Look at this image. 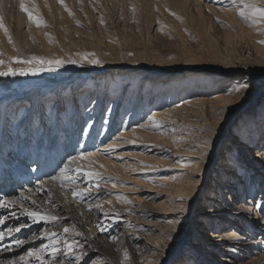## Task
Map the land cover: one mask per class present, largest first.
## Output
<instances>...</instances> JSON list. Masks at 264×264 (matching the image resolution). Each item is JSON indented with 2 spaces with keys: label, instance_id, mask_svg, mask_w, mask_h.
Masks as SVG:
<instances>
[{
  "label": "rangeland",
  "instance_id": "1",
  "mask_svg": "<svg viewBox=\"0 0 264 264\" xmlns=\"http://www.w3.org/2000/svg\"><path fill=\"white\" fill-rule=\"evenodd\" d=\"M50 1L51 5L58 8L59 11L52 13L44 7L42 0H24L27 7L32 8L33 5L35 6L38 15L42 17L47 25L37 26L34 22L29 21L27 13L21 11V0H0V18H2L4 27L7 29V34H5L3 28L0 29V37H2L0 39V53H3L0 59L8 61L9 57L15 56L25 59L31 56H39L46 59L60 58L79 61L82 56L77 55L78 53H93L94 56H89L88 59H99L101 63L90 64L87 60H84L82 63H66L60 68H52L51 70L45 65V71L36 72L35 74L28 71L25 75L0 76V123H2L1 127L4 130L3 132L0 130V135L7 134V137L14 135L13 132L16 131V134L23 136H27V134L28 136L30 134L35 135L36 140H41L42 136H49L47 144L49 145L52 142V151L49 150L51 154L48 155V158L50 160L53 158L54 148L57 147L58 150V153L55 154L56 161L52 163L53 166L51 165L49 170L50 174H61L63 172V174L68 173L72 176L67 180L69 184L66 187L68 189L61 188V196L69 200L76 218L75 221L64 218L60 223L54 225L57 231L63 230V232L55 237L59 242L55 245L58 248L57 256L50 259L57 261L53 264H122L125 250L129 254L127 264H178L182 258L190 255H194L190 256L192 264H207L210 260L214 264H223L221 259L232 261L231 264H252L256 256L263 253L262 251L258 254L250 251L247 255L238 251L233 257H225L221 251L209 249L207 254H203L201 249L203 250L204 246L202 247V244L198 241L209 230L219 234L229 228L235 229L234 224L230 226L225 220L219 218L220 214L224 213L221 210L225 205L228 209L250 207L251 210L253 209L251 217L260 216L261 214L254 208L257 206L260 197L264 195V192L260 195L264 186V161L258 156L259 153L261 154L264 151V136L260 144H257V141L249 144L247 142L248 138H245L244 145L233 146L234 142L237 143L235 132L238 128H236V125L240 122L243 112L249 111L264 91V66H261L257 60L247 56L242 43L238 40L239 37H235L234 31L244 32L247 30L244 23L238 21L239 24L235 25V30L233 27L231 28L227 22L233 17L234 12L222 3H215L212 0H186L184 8L185 0H64V4L67 5L73 15H69V12L58 0ZM199 7L204 18L209 21V26L207 23H205V26L201 20ZM9 35L12 38V43L8 41ZM252 35H256V33H252ZM111 63L114 66L107 70L109 68L107 65ZM135 63L149 65L159 70L158 74H161V76L176 77L181 84L185 81L204 77L210 80L209 88L212 85L214 89L218 88V90L213 91L212 88L210 97L213 100L203 107L205 109L202 108L204 111L197 106L184 104L189 94L184 97L179 95L184 90L183 85L177 90V98L174 102L164 100L155 105H153V102L151 106L145 109L142 105H139L138 108L140 109L138 110L136 107V112L132 113L131 107L128 108L130 110H125L126 96L129 95L125 91L129 86L126 85L124 89L118 86L112 93L111 98L110 96H107L106 99L103 97L101 112L96 119L94 113H89L86 107L87 104L94 106L97 96L93 94L89 97V100H86L83 94L84 88L97 89L101 85L107 84L108 79H112V77L103 78L101 76L99 80L98 77L95 78L96 80H92L89 73H87L90 71H85L82 67H93L91 72L100 69L102 72H97L99 75H109L112 72H117L120 76H116V79L124 78L126 75V77L133 78L132 73L127 72L129 67L123 64ZM11 66L27 70L38 65L12 62ZM245 67L252 69L249 77H247ZM223 69L231 72L228 73ZM4 70H7V64L0 65V71ZM136 70H140V68H136ZM161 76H159V79ZM58 77L62 78L58 79ZM54 78H57V81L51 80ZM166 78L168 77H165L163 82L166 81ZM239 82L246 84L248 88L246 87L243 92L239 90L238 96L236 94V97L232 96L231 93L235 89V84ZM218 84L221 85L218 86ZM260 84L263 85L261 88ZM106 88L109 89V86H106ZM60 90H63L64 93L59 97L56 93ZM43 91L44 94L40 96L43 97L42 104L33 103L38 94ZM46 93H49V96H46ZM64 94L66 95L64 96ZM121 96L122 99L125 98L124 101L118 100ZM12 97V100L15 97L20 100L19 103L16 102L12 105V100L8 103V100ZM250 97H253V104H245V107L235 113L227 122V115L230 112H235L234 107L240 102L243 103L249 100ZM132 98L127 99L130 105L134 104V98ZM6 99L7 101H5ZM114 99L115 101H121V103H114L113 105ZM142 99L139 95L137 101L142 104ZM47 100H49V105L51 102H57L56 109L60 111L61 116L57 124H55L53 118L56 115L55 109H50V106H47L48 102H44ZM166 102L169 103V108L166 109L168 113L164 118V132L144 130L142 123L148 118L147 113L154 112L160 104L164 107ZM40 105L43 107L42 110L46 109L44 117L39 116ZM27 106L30 107L28 111L21 108ZM173 106H178V108L170 109ZM111 109L114 112L116 111L118 117L112 115L107 119V113ZM143 111L147 113L141 115ZM67 112L71 114L70 119L65 116V114H68ZM2 117H4V120H1ZM6 120L8 124L5 123ZM225 124L227 129L223 135V140L220 139L217 148L214 150V144L217 140L215 133ZM208 126L213 127V129L210 128L209 130ZM58 127L61 130H68L66 132L69 138V140L67 138V143H60L64 140L63 137L54 138V134L60 131ZM54 128H57V130ZM130 128H133L135 136L140 132L152 131L147 134V139L151 140L150 144H156L155 147L161 146V151H163L162 146H165L167 151L175 155L188 153L190 145L185 143L190 140H186L185 135L188 136L193 132L201 134L197 144L206 145L204 150L206 152H203L205 157L207 156L209 159L208 156L211 152L214 156L212 162L204 170L205 174L202 178L200 177L201 180L198 182L194 193L188 195V197L185 193L184 195L180 193L182 198L173 194L176 185L169 180L171 179L170 174L164 176L165 171L167 173L171 168L170 166L158 165L163 170H158L160 173L154 177L152 176L153 180L149 178V175L154 171L144 168L149 164H140L139 167H135L134 164L139 163L138 159L140 158L148 160L152 164L150 159L155 157L161 162L159 164H175L179 167L185 157H181L179 162L177 158L161 157L156 153L158 149L145 150L144 145L137 142L133 143V147L124 145L123 148H116L117 146L113 144L115 137L120 134L119 138L125 143L128 142L129 138L122 133L126 135L125 131H130ZM223 129L224 127L221 130ZM262 134L264 135V130L259 135ZM70 135L73 137H70ZM86 136L88 137L85 144L84 137ZM20 139V135H17L15 141L19 143ZM54 139L57 144H55ZM232 146L233 149H230L229 147ZM195 147H198V145ZM240 148L242 152L238 157L236 151ZM67 149L69 150L67 151ZM97 151L104 156L111 157L112 162L119 164L123 162L125 165L128 163L131 165L125 167V170H128L123 175L113 172L105 174L102 172L104 166H92L86 160L82 161L80 171L72 170L73 172H70L71 169L64 168L71 161L70 159L80 157L81 154L85 155ZM230 154L239 160L243 159L247 164L251 161L253 165L248 164L246 166L243 161L241 163L242 168L238 172L230 168L223 174L224 179H221L220 184H218L213 176L215 173L220 172L221 169L217 167L226 163L225 159ZM58 155L59 157H57ZM65 159H68V161ZM62 163L65 165L63 166ZM132 167L134 170H131ZM91 171L99 175L89 176L88 173ZM246 171L249 175H253V172L255 175L256 173L259 175L252 178L254 180L253 186L247 185L246 178L248 176ZM220 177L221 174H218L216 180ZM150 179L153 180L152 186L155 188L148 186ZM159 179L162 180L163 184L156 182ZM54 181L57 183V179ZM125 183L126 185H124ZM127 185L132 188L124 192L120 186L127 187ZM218 186H221L223 190L233 187V192H223L221 194L223 199L226 198L224 199L225 205L216 202L219 198L216 195ZM14 188L13 186L12 191L15 190ZM73 191L85 194L81 198V196H73ZM125 199L130 203H126ZM175 204L181 205L179 208L180 218L172 215L173 210L171 208ZM198 211L204 213L203 215L207 218H215L216 216V219L213 218L215 220L214 224L211 225L212 222H210L206 225V228H203L205 226L198 216H194L197 215ZM117 218L122 219V222H118ZM170 224L173 226L172 233L169 232L168 235L165 229ZM186 224L188 227L185 226ZM239 225L237 227L239 231L252 235L249 237V241L262 239L258 231L253 235V232L247 229L248 227L243 226L241 223ZM73 226L81 235H76L72 231L64 232L65 228L71 229ZM184 226L187 228V232L183 243V241L180 242V238L184 235L185 230H182ZM49 230H51V226ZM28 237V233H23L17 239L25 240ZM73 241H76V243L73 244ZM155 241H163V243H160L161 246L163 245L161 253L152 244ZM178 243L179 247L175 249L170 260L162 262L165 251L171 250L172 246ZM69 244L72 245L71 254L65 255L66 245ZM37 247L38 245H35L34 249ZM96 248L97 250L94 251ZM200 251L201 253H199ZM45 259L48 258L45 257Z\"/></svg>",
  "mask_w": 264,
  "mask_h": 264
},
{
  "label": "bare ground",
  "instance_id": "2",
  "mask_svg": "<svg viewBox=\"0 0 264 264\" xmlns=\"http://www.w3.org/2000/svg\"><path fill=\"white\" fill-rule=\"evenodd\" d=\"M212 1L215 3H222V5L226 6L228 9H231L234 12L233 17L230 19V21L227 22L228 25L231 26V28L233 27L235 30V25L239 24L238 21L244 23V26L246 27L247 30L244 32L243 31H241V32L240 31H234L235 37L236 36L239 37L238 40L242 43V46H243L244 51L246 52L247 56L251 57L254 60H257V62H259L261 66H264V43H261V41H264V21H262L258 24H253L250 22V20L244 19L238 14L239 11L243 8L244 3L255 4L258 6H264V0H243V3L241 2V0H237V3H235V4L232 3V0H212ZM186 2L187 1L185 0L183 8L186 6ZM42 3H44V7L47 8L48 10H50L52 13L59 11L58 8L53 7L51 5L50 0H42ZM245 11H246V13H248V10H245ZM215 12H216V9H215ZM199 15L201 16V18H202L201 20L203 21L204 25H205V23H207L209 26V23H208L209 21H207V19L204 18V16L202 15V11H201L200 7H199ZM252 33H256V35H252ZM0 36H1V33H0ZM1 38L2 37H0V39ZM213 43H214V41H213ZM205 44H207V43H205ZM123 65L126 67H129V70L127 72L132 73L131 76L134 78V80H133V78L126 77L127 75L124 78L116 79V76H120L117 72H112L109 75L108 74L99 75V74H97V72H102V70H100V69H95L96 71L94 70V72H91V70H93V67H91V66L82 67V69L84 68L85 71H90L87 73H89L92 80H94L97 77L99 80L101 78V76H103V78L112 77V79H108L107 84L105 83L103 86L101 85L97 89H94L91 87H85L84 88L83 94H84L86 100H89V97L93 94L97 96L96 101L94 103V106L87 104V107H86V109H87V111H89V113H92V112L94 113V115L96 116V119H97V117H99V113L101 112V103L103 101V97H105V99H106L107 96H110V98H111L112 93L114 92L115 88L118 86H120L121 89H124L126 85L129 86L128 89L125 91V93H129V95L131 93L132 96L131 95L126 96L125 110L132 109V113L136 112V107L138 108L139 105H142L145 109L146 107L151 106L153 102H154L153 105L159 104L160 102H162L164 100H167L168 102H174L175 99L177 98V90L180 89L181 87H183V85H184L183 92L182 93L180 92V94L179 93L178 94L182 95L183 97L186 94H189L186 102H184L185 105L197 106L201 110H203V109H205L203 107H205L207 103H209L211 100H213L210 96L212 95L211 91H212V88L214 89V86L212 87V85H211V87L209 88L210 80L205 79L204 77L196 78V79L191 78L192 80H189L188 82L185 81L186 83L184 82L181 84L179 82V80L176 79V77H171L169 75L168 76H166V75L161 76V74H158L159 70H157V69H155L149 65H143L141 63H139V64L138 63L123 64ZM107 66L109 67L107 70H109L112 66H114V64L111 63ZM136 68H140V70H136ZM245 68H246L245 69L246 74L248 75L247 77H249L250 72H252V69L249 67L248 68L245 67ZM223 70L228 72V73L231 72L230 70H226V69H223ZM159 76H161L160 79H159ZM165 77H168V78H166V81L163 82V79ZM61 78L62 77H58V79H61ZM51 80L57 81V78H54ZM167 81L168 82L170 81L168 83L169 85L166 83ZM237 84H243V83L239 82V83H236L235 85H237ZM220 85L218 84V86H220ZM106 86H109V89H107ZM259 86L261 88L263 85L260 84ZM247 88H248V86H247ZM245 89H246V87L241 88L240 90H241V92H243ZM215 90L217 91L218 88H215L213 91H215ZM62 91L63 90H60L58 93H56V95L60 97L61 94L64 93ZM239 93H240V91L237 92L234 89L231 94H232V96L236 97V95L238 96ZM43 94H44V91L39 93L38 96L36 97V99H34L33 103L37 102L40 104L42 101V98H43L40 96H42ZM66 94H67V92H66ZM66 94H64V96ZM47 95L49 96V93H46V96ZM139 95L143 98L142 104H141V102L139 103L137 101L139 98ZM16 97L14 100H12L13 97L10 98L8 100V103L10 102V100H12V105H14L16 102L19 103L20 100H18ZM132 97L134 98V104L130 105L128 100ZM70 98H71V95H70ZM113 98H114V96H113ZM65 99H66V97H65ZM49 100L44 101V102H46V103L48 102L47 106H50V109H53V108L55 109L56 115L53 116V118L55 119V124H57L58 121L61 119L60 111L56 109L57 102H51L49 105ZM118 100L124 101L125 98L122 99V96H121V97H119ZM5 101H7V99ZM67 102H69V101H67ZM252 102H253V97H250L249 100H247L243 103L240 102V104L236 105L234 107L235 112H233V113L230 112L227 115V119H226L227 122H228V120H230L233 117V115L235 113L239 112L242 108H244L245 104L252 103ZM33 103H31V104H33ZM114 103L120 104L121 101H115V99H114L113 105H114ZM164 104H165L164 107L161 104L158 105V109L155 108L154 112H152L151 114L147 113L146 111H143L141 113V115L146 114V113L148 114V118L146 119L145 122L142 123V125H144L143 126L144 130H156L158 132H164V130H163L164 129V118H165V115L168 113L166 109L169 108V103L167 104V102H166ZM32 106H34V105H32ZM36 106H37V104H36ZM21 108L26 110V111L30 110V107L28 108V106L26 108L25 107H21ZM128 108H130V109H128ZM172 108L176 109V108H178V106H173L170 109H172ZM42 109H43V107L40 105L39 111H38L40 117H44V111L46 110L45 108H44V110H42ZM139 109L140 108H138V110ZM67 113L68 114H65V116L67 117V119H70L71 114H70V112H67ZM202 113L204 114V112H202ZM253 113H254V115H253ZM112 115L117 116L118 114L116 113V111L114 112V110L111 109L107 113V116H106L107 119H109ZM204 115H203V117H205ZM2 118L3 119H1V120H4V117H2ZM153 118L156 121L162 122L161 127H159V128L152 127V119ZM227 122H226V124H227ZM5 123H7V120ZM1 124L2 123H0V130L3 132L4 130L1 127ZM44 124H46V123L44 122ZM226 124L223 126L224 127L223 130H221L223 127H220L218 129V131L215 133L217 140L214 144V150H215V148H217L220 139L223 140V135L225 134L226 129H227ZM126 127H127V125H126ZM58 128L60 129V131L58 133L56 132V134H54V138L63 137L64 140L62 139L63 141H61L60 143H67L68 137H67L66 132L68 130L66 131V130H61L60 127H58ZM210 128L213 129V127L208 126L209 130H210ZM236 128H238L237 131L235 132L237 143L234 142L233 146L244 145L243 141L245 140V138H248L247 142H249V144H253V142H255V141H257L256 142L257 144L262 143V139H263L262 137L264 135L262 134L260 136L259 134L261 133L262 130H264V91H263L262 96L258 97V100L251 107V109L249 111L243 112V114L240 118V122L236 125ZM54 129L57 130V128H54ZM64 132H65V134H63ZM149 132H152V131L140 132V133H138V135L135 136L133 134V128H130V131H127V132L125 131V133H127L126 135L124 133H122L125 137L129 138L128 142L125 143L121 138H119V135H120L119 134L115 137L113 144H115V146H117L116 148H118V147L120 148L124 145L132 146L133 145L132 141H135L138 144L142 143L144 145L143 148H145V150L153 151L154 149H156V150L158 149L156 151V153L161 155V157L177 158L178 162L181 160V157H185L183 159L184 163L182 162L179 165V167H177L178 165H175V164H170V165H168L166 163L159 164L161 162L159 161V159H157L155 157H151L152 159H150L152 164H150L148 160H144L142 158L138 159L139 163H134L132 161H129V162L134 163L135 167H137L140 164L143 165L144 163L149 164V166L144 165L145 166L144 168H148L149 171H154V173H151L150 175L147 174V175H149V178H152L153 180H154L153 177L156 176L158 173H160L158 170H160V171L163 170V168H159L158 165H162L164 167L170 166L171 168H169L167 173L165 171L164 176L170 174L171 179H169V180H171L172 183L174 185H176L174 188L173 194L176 195V197L181 196V198H182V195H184V193H185L186 197H188V195H191L192 193H194L195 189L197 188L198 182L203 177V174H205L204 170L207 169L209 164L212 162V158L214 156L213 152H211V154L208 156V157H210L209 159L207 158V156L205 157L203 152H206V151H204L206 149V145H203L201 143L197 144V142L199 141L198 140L199 136L201 134L199 135V133L197 134L195 132H193L194 136H193V134H190L188 136H186V135L184 136L186 140H190V141L185 143V144L190 145V147H188L189 148L188 153H183V154L178 153L176 155L171 154V152L167 151V147H165V146H162L163 151H161L160 150L161 146L155 147L156 144H150L151 140L149 141L147 139V134ZM13 133H14V135H9L7 137H6L7 134L0 135V181L4 180V184L11 185L15 181L23 180L24 182L28 183V185H27V187H25V189H21V190L16 189V190H18L17 192L15 190L12 192V190L7 189V191L5 193L0 194V203H6L7 204L9 201L13 202L11 204H8L7 207H0V217L5 218V223L0 225V231L7 232L8 228L20 227L22 224L27 225V226L21 228L20 232L14 231L11 236L6 235L3 240H0V264H8L9 261H14L15 264H40V261L35 256H33V257L27 256V252L32 251V250H38L39 251V255L43 257L44 264H50L51 262H52L51 264H53V263H56L57 261L55 262V261H52L50 259L53 256H57V254L53 255V253L51 251L52 246L50 245L49 238L47 236H45L44 234L46 232H49V233L54 232L57 235L61 234L63 232V230L57 231V229L55 228L54 225L60 223L62 221V219H64V218L75 221L76 217H75V213L73 212L74 209H72L73 206H71V204L69 203V200H66L65 198H63L61 196V191H62L61 188H67L66 186L69 184L67 180L72 178V176L69 175L68 173L63 174V172L61 174H59V173L58 174H50L49 170L51 169L52 163H54L56 161L55 154L58 153V150H57V147L53 149V152H52L53 158L50 160L48 158V155L51 154L49 152V150L51 149V146H52L51 143L52 142L49 145L47 144V142L49 141V136H46V137L42 136L41 140H36V136L32 135V134H30V136H28V134H27V136H23L21 134H16V131ZM165 134H167V133H165ZM210 134H211V132H210ZM17 135H20V137H21L19 143H17L15 141ZM71 136L72 135H70V137ZM87 137L88 136L84 137L85 144L87 143V141H86ZM181 137H182V135H181ZM68 140H69V138H68ZM54 141H55V139H54ZM88 142H89V139H88ZM152 143H154V142L152 141ZM263 143H264V141H263ZM55 144H57L56 141H55ZM85 144L83 143V145H85ZM197 145H198V147H195ZM67 146H69V145H67ZM233 146L229 147V148L233 149ZM71 147H72V144H71ZM148 147H150V148L148 149ZM80 148H82V147H80ZM101 149H103V148H101ZM68 150L69 149H67V151ZM236 150H233V151H236ZM51 151H52V149H51ZM115 151H117V150H115ZM248 151H250V150H248ZM241 152H242L241 148L238 151H236V153L238 154V157L241 155L240 154ZM227 154H229V153H227ZM263 154H264V151H262L261 154L260 153L258 154V156L260 157V159L262 161H264V155ZM121 156H124V155H121ZM57 157H59V155ZM80 157L70 159L71 161H69L67 163V166H68L67 169L68 170L71 169L70 172H73L72 170H76L77 168H80L81 163H83L82 161H85V160L87 161V163H89L92 166H97V165L104 166L102 172H104L105 174H109V172H113L115 174L123 175L128 170V169L125 170V167H128L129 165H131L129 163L127 165H125L123 162H120V164L117 162H112L110 160L111 157L109 158V156H104L103 154L99 153L98 151L93 152V153H89V154H85L84 155V157H86L85 159H81ZM122 158H124V157H122ZM68 159H65V160L68 161ZM77 160H79V161H77ZM225 160H226V163H224L223 165L221 164L220 166L217 167L218 169H221L220 172L215 173L213 176L214 180L218 184H220L221 179H224L223 174H225V172H227V170H229L230 168H232V170L235 169L236 172L241 170V168H242L241 163H243V161H244L243 159L239 160L237 157L235 158L231 154L227 155ZM237 160H238V162H237ZM48 162H49V164H48ZM244 162H245L246 166L248 164L253 163L251 161H249L248 164L246 163V161H244ZM62 165H63V163H62ZM152 166H154V167H152ZM62 167H61V169H62ZM64 168H65V166H64ZM256 168H258V167H256ZM63 170H65V169H63ZM131 170H134V168ZM136 170H137V168H136ZM65 172H67V171L65 170ZM91 172H93V171H91ZM218 174H221V177L218 180H216ZM243 174L244 175L247 174V176H248L246 178L248 186H253L254 180L252 178L259 176L257 173L255 175L254 172H253V175H249V173L247 171H246V174L245 173H243ZM59 175L67 176V177H69V179H67L65 181H61V180L57 179V183H56L54 181V179H52V177L59 176ZM127 175L129 176L130 174H127ZM112 179L114 180V177ZM115 180H117V179H115ZM153 180L150 179V183H148V186L155 188L154 186H152ZM118 181H120V180H118ZM161 181L162 180H160V179L158 181L156 180V182L158 184L159 183L163 184ZM234 181H236V180L234 179ZM121 182H122V180H121ZM228 184H232V183H228ZM124 185H126V183ZM120 187H122V190H124V192H125V190L127 191V190H130L129 188H132L128 185H127V187L126 186H120ZM237 187L239 188V185ZM3 188H4V186H3ZM232 189H233V187L231 189H229V187H228V189H227L228 191H227V190H223L221 188V186H218L217 191H216V195H218L217 197H219V198L216 202L217 203L221 202L224 204L225 203L224 199H226V198L224 197V199H223L221 194L223 192H233ZM0 192H3V191H0ZM263 192H264V186L262 187V192L260 193V195H262ZM180 193L182 195H180ZM147 195H150V194H147ZM25 197H26V199H25ZM219 199H221V200H219ZM180 207H181L180 204H178V205L175 204L171 208L173 210L172 215H175L174 217L180 218L179 217V216H181V214H179V213H181L180 209H179ZM24 209H27L29 211H37V212H40V213L45 214V215L55 216L58 219H56L54 221L39 220L37 222H33L32 218L21 214ZM252 210L250 207H246L245 209H242V208H240V209L239 208L228 209L227 205H225V207L221 210L224 213L220 214L219 218L221 220H225L227 224H230V226H232L234 224L233 226H236V227H234L235 229L229 228L227 230H224V231L220 232L219 234L216 233L215 231H212V230H209V232H206L204 237H201L198 240L199 243L202 244V247L204 246L203 250L201 249L202 253L207 254L209 249H212V250L221 251L222 255H224L225 257L226 256L227 257H233L234 255H236V253L238 251L244 253V255L249 254L250 251H253L254 254H258L260 251H262L263 253L257 255L255 258V261L252 264H264V195L262 197H260V200L257 202V206L254 208V210L261 213L260 216H252L251 217ZM13 212L16 213L15 217L11 216V213H13ZM218 213H219V211H218ZM203 214L204 213H202L201 211H198L197 215L196 214L194 215V216H198L200 221L203 223V225L205 226L203 228H206V225L209 224L210 222H212L211 225H213L215 222V220H213L214 217L213 218L212 217L207 218ZM188 215H190V214L188 213ZM214 219H216V216ZM117 221L122 222V219L117 218ZM176 221H178V220H176ZM240 223L243 226L248 227L247 229L250 232L252 231L253 235L256 234L255 233L256 231H258L261 234L260 236L262 237V239H258L256 241H254V240L249 241V237L252 235H250L247 232L239 231V229H237V227L240 226L239 225ZM50 226H51V230H49ZM185 226L188 227L187 224ZM185 226H184V228H185ZM172 227L173 226H171V224H170L168 226V228L165 229V232H167L168 235H169V232H171ZM184 228H182V230H185L184 235L182 234L183 236L180 238V242L183 241V243L185 242V235L187 232V228H185V229ZM23 233H28L29 237L25 240L19 239V240L23 241V243L20 245H16L15 240L19 237V235H22ZM57 235L55 237H57ZM55 237H53V239L56 242H59L57 239H55ZM147 241H149V240H147ZM160 243H163V241L162 242H160V241L152 242V244L155 245L161 253L163 251V247H162L163 245L161 246ZM179 243L173 245L171 250L169 249V250L165 251V254L163 255V258H162V262H168L170 260V258L174 254L175 249H177L179 247ZM35 245H38L39 248L37 247L36 249H34ZM42 246H48V247H42ZM96 250H97V248L94 249V251H96ZM201 251L199 253H201ZM21 256H24L25 260L21 261L20 260ZM190 256H194V255H190ZM190 256L182 258L178 262V264H192ZM45 257H47L48 259L46 260ZM221 261L223 264H231L232 263V261H228V260H224V259H221ZM207 264H214V263H213V261L210 260V261H208Z\"/></svg>",
  "mask_w": 264,
  "mask_h": 264
},
{
  "label": "snow or ice",
  "instance_id": "3",
  "mask_svg": "<svg viewBox=\"0 0 264 264\" xmlns=\"http://www.w3.org/2000/svg\"><path fill=\"white\" fill-rule=\"evenodd\" d=\"M58 2L61 3L65 7V10L69 12V15H73L71 10L67 8V5L64 4V0H58ZM241 2L243 3V0H241ZM232 3L233 4L237 3V0H232ZM20 9H21V11L27 13L29 21L34 22L37 26H41V25L47 26L45 21L42 19V17H40L38 15V10H35V6L34 5H33L32 8H29V7H27L25 5L24 0H21ZM245 10H248V13H246ZM238 14L242 18L250 20L251 23L258 24V23L264 21V6H258V5H255V4L244 3L243 4V8L239 11ZM173 15H175V14L173 13ZM77 23H79V21H77ZM0 28H3L4 31H5V34H7V29L4 27V24L2 22V18H0ZM8 41H9V43H12V38H11L10 35L8 36ZM261 43H264V41H261ZM2 55H3V53H0V56H2ZM77 55H81L82 59L79 60V61L75 60V59L64 60V59H60V58H57V59H46L44 57H39V56H31L30 58H26V59L25 58H21L19 56H15V57H9L8 61H5L4 59H0V65L7 64V70L0 71V76H9V75L15 76L17 74L25 75V74H27L28 71H31L33 74H35L36 72L45 71L46 70L45 69V65L48 66L49 70H51L52 68H60L66 63L76 64V63H82L84 60H87V62L90 63V64H99V63H101V61L99 59H95V58L88 59L89 56H94L93 53H83V54L78 53ZM12 62L22 63V64H29V65H38V66H34V67L29 68L27 70H25V69H17V68H13L11 66ZM245 87H247L246 84H237L235 86V91L238 92L241 88H245ZM161 125H162V122L156 121L154 118L152 119V127L159 128V127H161ZM132 143H135V141H132ZM80 158L81 159H85L86 157H84V155L81 154ZM67 167L68 166L66 165L65 169H67ZM80 170H81L80 168L76 169V171H80ZM88 175L92 176V175H99V174L95 173V172H89ZM52 179H54V180L55 179H59L61 181H65V180L69 179V177L64 176V175H59V176L52 177ZM84 194L85 193H82V192H79V191H73V196H81V198H82ZM25 199H26V197H25ZM125 202L126 203H130V201H127L126 199H125ZM11 203H13V202L9 201L7 204L6 203H0V207H7L8 204H11ZM21 214L32 218L33 222H37L39 220L54 221V220L58 219L55 216L45 215V214H42V213L37 212V211H29L27 209H24ZM11 216L15 217L16 213L15 212L11 213ZM4 223H5V218L4 217H0V225H2ZM26 226L27 225H23L22 224L20 227L8 228L7 232L0 231V240H3L6 235L7 236H11L14 231L15 232H20L21 228L26 227ZM69 231L75 232L76 235H81V233L76 231L74 226L71 229L70 228H65L64 229L65 233H68ZM44 235L49 238L50 245L52 246L51 247V251H52L53 255L57 254L58 253V248L55 246L57 242L53 239V237H55L57 234L54 233V232L53 233L46 232ZM22 243H23V241H21L19 239L15 240V244L16 245H20ZM72 243L75 244L76 241H73ZM42 247H48V246H42ZM66 248H67V251L64 254L65 255L71 254L72 245H70V244L66 245ZM27 256L28 257L35 256L40 261V264H44L43 257L39 255V251L38 250L28 251L27 252ZM128 259H129V254H128L127 250H125L124 253H123L122 264H127ZM20 260L21 261L25 260V257L21 256ZM8 264H15V262L14 261H9Z\"/></svg>",
  "mask_w": 264,
  "mask_h": 264
}]
</instances>
